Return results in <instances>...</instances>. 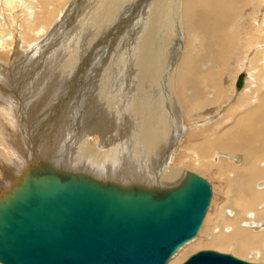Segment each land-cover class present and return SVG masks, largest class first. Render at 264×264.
<instances>
[{
	"label": "bare ground",
	"instance_id": "obj_1",
	"mask_svg": "<svg viewBox=\"0 0 264 264\" xmlns=\"http://www.w3.org/2000/svg\"><path fill=\"white\" fill-rule=\"evenodd\" d=\"M132 8L135 28L118 39L121 49L117 47L111 68L120 72L127 55L131 63L139 58L140 70L120 78L119 84H127L122 96L112 95L118 76L109 72L93 80L86 111L73 123L61 117L75 97L73 91L80 89L77 83L64 93V111L34 120L37 107L54 104L61 85L69 81L67 72L77 60L62 58L70 51L75 54L76 36L86 43L91 36L96 39ZM246 21L251 27H244ZM67 32L71 37L57 50L53 81L35 104L28 96L19 104L5 99L12 95L0 85V117L6 126L0 127V201L27 176L48 169L159 191L180 186L191 173L213 175L222 179V200L206 239L187 242L169 264H179L186 250L202 243L264 261V0H0V57L28 59V66L35 60L44 75L46 50L62 42ZM238 41L247 48L240 66L246 72H238L246 76L243 88L234 90L239 75L229 80L219 70L232 63L228 61ZM18 65L11 71L20 69ZM99 86L109 87L102 101L93 92Z\"/></svg>",
	"mask_w": 264,
	"mask_h": 264
},
{
	"label": "water",
	"instance_id": "obj_2",
	"mask_svg": "<svg viewBox=\"0 0 264 264\" xmlns=\"http://www.w3.org/2000/svg\"><path fill=\"white\" fill-rule=\"evenodd\" d=\"M212 197L195 173L161 191L50 169L29 175L0 201V264H167L199 234ZM183 264L264 262L200 250Z\"/></svg>",
	"mask_w": 264,
	"mask_h": 264
},
{
	"label": "rangeland",
	"instance_id": "obj_3",
	"mask_svg": "<svg viewBox=\"0 0 264 264\" xmlns=\"http://www.w3.org/2000/svg\"><path fill=\"white\" fill-rule=\"evenodd\" d=\"M140 5H142V4L140 3ZM136 8L139 10V12L141 11V6L140 7H136ZM136 8L129 9V12L127 14H125L124 19L121 20V22L119 21L118 23H116L113 26L112 29L110 28V30H111V31L109 30L110 32L108 31V33H107V30H108L107 28H106V31L101 30L100 34H98L99 36L96 39H94L95 35L91 36L90 40H88L87 43H86L85 40L82 39L83 37H79L78 40H80V41L78 43V40H76L77 39V36H76V38L74 40V44H73V46L75 48H77L75 50V48L73 47L74 50H75V54H73L70 51L69 55H67L66 57L62 58L63 61H66L65 59L67 57H69L70 55H72V57L70 56L68 59H70V61L72 59L73 60L74 59L77 60L75 62V66H74L73 71L72 72H67L68 76L70 75L71 78L69 77L68 78L69 81L66 82V83L64 82L63 85H61V88L59 89L61 91L59 93H57V95H56L57 96V100H56V102L54 104H52L49 108L44 109V110L41 108V106L37 107L36 113L34 114V120H37L36 119L37 117L39 119H48L49 117L53 116L56 113V111L57 112L64 111L68 107V105H66V104L62 105V103L64 102V95H65L64 93L65 92L66 93L71 92L72 88L75 86V83H77L78 86L80 87V89L77 90L76 92L73 91L75 93V97L69 103V109H68L67 113L64 116L61 117V121L62 122L73 123L72 121H75L76 119H78L80 113L85 108V100H86L88 94H90V86H92L93 80H95L94 83H96V81L101 76H105L106 77L109 74V72H112L113 74H116L118 76L117 83H115V90L112 92V95L114 93H116V94H118V97L122 96L121 94L127 89V84H119L120 78H123L124 76L129 74L130 70H132V69L135 72H139V70H140V66H139L140 61L138 62L139 58L137 57L136 61L131 63V62H128V60H127L128 57L126 55L125 56V60L122 61V66L120 68V72H118V70L115 68V71H114L115 73H114L111 67L115 66V64L117 62V59H118V56H117L118 53L117 52L119 50H117V47H119L121 49V45H119L118 39H120L121 36H123L126 32H129V31H131V30H133L135 28L134 26H135V22L137 20V16H135ZM125 18H126V20H125ZM246 19H248L249 23L252 26L256 25V24L253 23L254 22L253 21L254 18H252V15H250V16L247 15ZM251 25H249L247 23V21H246V24L244 25V27H251ZM167 30H166V33L169 34V32ZM242 30H244V29H242ZM242 30H239L241 32V33H239L240 37L242 36V34H244V33H242ZM102 31H103V33H102ZM96 33H99V31H97ZM78 35H79V33H78ZM69 36L71 37L70 33L67 32L66 35H64V36H62L60 38V40H62V42L59 41L58 45L54 46L53 48H49L50 50H46L47 51V57H46V61H45L44 66H43V68L45 70V74L44 75H42V73H44V71L41 68H39L40 67L39 65H37V64H40V63H37L35 60L32 61L33 62L32 66L31 65L28 66V65H25L27 63L28 59H26V60H24V59L23 60L22 59L18 60V58H17V59H13L14 60L13 61L12 58H10V56H6V55L2 56L1 55L2 57H0V61H1V63H0V85L2 86L3 90H7L8 89L7 90L8 94L12 95V96H9V97L7 95H4V98L8 99V100H10V99L15 100L18 104H19L21 98H22V100L25 99V103L27 102V98L32 99V100H34V104H35L36 101L40 100L42 95L44 94V92L47 90L45 87H48L49 83H51L53 81V78H54V76L56 74V72L54 74V70L55 69H53V68H54L55 62H58L57 59L60 58V55L57 52V50H59L61 47H63L65 45V43H66L65 41L67 39H68L67 41L70 40ZM72 36H74V35H72ZM181 38H184V37L182 36ZM137 39L138 38H135V42L138 41ZM129 43H130L129 41L126 42L127 53L130 52V48H131ZM134 44H136V43H134ZM50 46L51 45H49V47ZM236 46L237 47H235V51H234L233 55L231 56L232 60L230 59L231 60L230 61L229 58H228V60H229L228 62L229 63L232 62V63L230 65L225 63L224 67L220 68V70H219L221 72H225L227 74V75L226 74L225 75L228 78H230L229 80L233 79L235 74L239 75L238 72H246V70H243V71L240 70V66H241L242 59H243V57H244V55H245V53L247 51V48L246 49L244 47L242 48V45L239 43V41H238V44ZM240 48H242V49H240ZM132 49L134 51L136 50L135 47H132ZM77 50H80V51L77 52ZM52 51H55V52H52ZM78 53H80L81 56ZM123 53H125V52H123ZM51 55L53 56V58L50 57ZM54 58H55V60H54ZM166 58L167 59L170 58L169 54H168V57H166ZM119 59H120V57H119ZM23 61H25V63H23L24 66L22 65ZM167 61L168 60H166V62ZM17 62L19 63L18 66L20 67V69L16 68L17 70H15V72H12L11 69L14 70V65ZM63 63H65V62H63ZM129 64H131V68H128ZM256 64H257V66L260 67V65H259L260 61L256 62ZM65 66H67V65L65 64ZM10 67H11V69H10ZM36 67H38L39 70L33 72V70ZM164 67H165V65H164ZM216 67L218 68L219 66H216ZM127 68H128L129 72H126ZM175 68L174 69L172 68V69L175 70ZM213 69L218 71L215 67ZM29 71H31V72L29 73ZM48 71H50V72H48ZM47 72H48V74H47ZM135 72H134V74H135ZM14 74H15V76H13ZM51 75H52V77H49ZM77 77H80V78L76 79ZM49 78H50V80H48ZM35 79L36 80L38 79L37 80L38 82ZM1 82H2V84H1ZM20 82H21V84H20ZM229 83L230 82H227V84H229ZM235 87L236 86L234 85V90H237ZM262 87H264V86H262ZM262 87H260V88H262ZM37 88H38V90H37ZM136 89H137V91L140 90V88H137V87H136ZM15 92H16V94H14ZM93 92H94V95L97 96V99L99 101H102V100L107 98V95L109 94V87H107V86H99L96 89H94ZM68 95L74 96V95H71V94H68ZM25 97H27V98H25ZM60 97H61V99H59ZM242 98H240V99H242ZM1 103H2V101H1ZM45 104H41V105L45 106ZM9 106H10V108L12 109V111L14 113V117L13 118H14V120L16 122V125H17L18 124L17 118H16L17 105L13 106V103H12V107H11V105H9ZM0 108H2V107L0 106ZM38 110H39V112H38ZM85 111L86 110H84L83 113ZM3 119H4V117H0V127L1 128H5L6 127L5 123L2 121ZM189 127H191V125ZM6 161L8 162L9 160H6ZM201 176L202 177L204 176V178L206 180H208L210 182V184L212 185L213 197H212V201H211L207 216H206L205 221L203 223L204 226H202L199 234L192 240H195L197 238L198 239H204V240L206 239V236L208 234V227L212 223V218H213V216L216 213L214 211H217V209L215 210V208L219 207L217 204L219 203V205H220L221 200H222V198H221L222 197V191L221 190H223L222 179L217 178V177H215L213 175L212 176L211 175L208 176V174L201 175ZM213 205H214V207H213ZM203 244L204 243H202V247L201 246H196V247H194L192 249H189L188 251L186 250V252H187L186 253V258L183 259L182 262H180L179 264H183L191 255L195 254L196 252H198L200 250H215V251L223 252V253H229V254L233 253L234 256L242 258V257L236 255L234 252L228 251V249H223L222 247H218V246H207L206 244H204V246H203ZM181 248H183V247H181ZM176 253H175V255H176ZM242 259L248 260L246 258H242ZM259 261H257V262H259ZM261 261L264 262L263 260H261ZM169 262H170V260H169ZM169 262L167 264H169Z\"/></svg>",
	"mask_w": 264,
	"mask_h": 264
}]
</instances>
